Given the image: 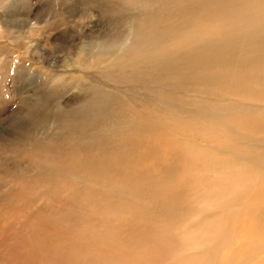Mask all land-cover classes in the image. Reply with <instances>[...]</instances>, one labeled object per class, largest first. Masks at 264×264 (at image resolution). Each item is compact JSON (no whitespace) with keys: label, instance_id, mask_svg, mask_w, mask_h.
Masks as SVG:
<instances>
[{"label":"bare ground","instance_id":"obj_1","mask_svg":"<svg viewBox=\"0 0 264 264\" xmlns=\"http://www.w3.org/2000/svg\"><path fill=\"white\" fill-rule=\"evenodd\" d=\"M100 1L101 4L96 3L106 2ZM164 2L176 6L173 0H127L140 12L135 15L136 19L148 18L151 23L132 31L115 50L108 52L105 50L109 48H105L96 58L93 55L89 60H85V56L81 58L84 65L91 62L89 66L98 69L104 65L107 80L123 79L120 83L127 84V91L137 94L134 101L127 98L126 92L120 104L110 105L112 98L115 100L121 95L115 98L112 93L115 89L107 91L109 83L83 82L84 85H76L82 96L70 100L78 103L77 107L53 104L51 100L31 109L30 115L38 128L44 130L52 123L58 129L52 136L37 141L30 137L29 142L36 152L30 157V168L24 171L28 182L24 183L23 179L22 190L17 191L16 187L12 193L4 195L8 203L28 213L22 222L28 223L29 228L26 227L27 233L16 231V236L20 235L14 238L18 240V248L7 253L1 249L0 264H264V216L253 218L254 213L249 209L250 205L253 207L254 196L264 203V184H260L254 194V182L244 174V169L248 168L241 162L232 161L234 165H229L231 160L226 159L225 151L210 134L219 131L232 138L231 132L241 126L245 137L252 141H245L244 135L242 140L261 148L254 154L257 160L262 157V161L264 113L260 110H264L263 95L249 98L255 103L243 108L247 112L236 104L226 106L225 112L219 106L201 103L196 98L195 106L201 104L198 111L194 110L197 124L189 119L175 121L193 130L200 143L215 147L219 154L205 151L201 145H198L201 149L194 146L193 136L190 142L181 144L178 133L173 135L176 129L171 119L175 113L173 101L177 100L179 90L188 92L187 88L205 87L203 91L210 94L225 87L226 73L214 71L213 67L234 62L243 66L253 58L264 57V0L254 4L253 0H179L175 10L159 11L160 3ZM187 3L197 5L198 10L194 9L197 18H181ZM216 5L218 18L203 25ZM167 16L180 19L168 25L163 20ZM31 30L35 33L33 28ZM237 53H242L243 57L236 59ZM259 85L264 87L261 72L249 76L246 82L231 84L226 94L239 95ZM142 87L153 91L150 96L154 104L138 94ZM166 87L174 93H163L161 89ZM214 96L218 95L214 93ZM218 97L225 98L221 93ZM187 103L192 104L190 100ZM191 123L195 128L189 125ZM201 123L210 126L225 123V127L208 131L198 128ZM161 132L163 135L154 136L152 141L151 135ZM251 149L247 147L238 153H250ZM220 168L233 170L239 176L218 179L216 173ZM263 169L262 166L261 179ZM22 175L25 177L24 173ZM212 180L218 186L211 184ZM204 182L208 191L203 206L210 207L211 211L215 208L221 214L226 209L229 213L225 218L212 213L210 223H206L209 228L200 235L198 231V234L192 232V237L181 235L168 240L166 232L152 234L153 229L147 225L148 220L153 222L155 217L152 212L147 213L148 204L141 203L144 200L154 203L163 213L174 209L177 212H172V216L177 217L189 207L186 203L177 205L175 198L166 201L160 194L178 193L179 197L181 194L185 197V193H196ZM213 191L222 194L212 197L209 194ZM129 208H134L138 214L139 220L135 223L142 221L147 225L131 221L133 224L128 226L124 223L112 228L108 221H99L97 228L94 220L97 221L98 216L105 218L112 211L119 213ZM236 213L241 218L240 229L232 226L231 218ZM92 247L97 249L95 261L89 256ZM124 252H130L131 257Z\"/></svg>","mask_w":264,"mask_h":264},{"label":"rangeland","instance_id":"obj_2","mask_svg":"<svg viewBox=\"0 0 264 264\" xmlns=\"http://www.w3.org/2000/svg\"><path fill=\"white\" fill-rule=\"evenodd\" d=\"M103 1L106 2H104L103 5H99L96 2L101 4L100 0H0V215L3 214L0 216V252H2V248L3 253H7L10 249L19 247L18 240L16 239H18L20 235L16 236L18 233H16V231L27 233L26 227H28V223L22 222V220L28 213L23 212V208L22 210H18L15 205L8 203L9 201L5 200L4 195L9 194V192L12 193L16 187L17 191H20V188L22 190L24 185L23 179H25L24 183L28 182L27 175L24 171L30 168L32 163L30 157L32 153L36 152V148L32 145L33 143L30 144L29 139L33 137L34 141H37L38 139L47 138L57 132L58 129V126H54L52 123L46 125L44 130L38 128L35 123H33L34 117L30 115L31 109L38 106L40 103L45 105L47 102H51V100L53 104L59 103L61 105H72L71 107L75 105L77 107L78 103L71 102L70 100L77 95L82 96L83 93H79L80 91L76 88V85H84L83 82H95V84H98L101 81V84L109 83L106 86V90L113 91L115 89L112 92L115 98L118 97V94L119 96L121 95L118 99L116 98L114 100L112 98L110 100V105L113 106L121 103L120 100L125 96L124 94L126 92L127 98L130 101H134L137 96L135 93L132 94L133 92H130V90L127 91V88H125L127 85L126 83H120L124 81L123 79L114 82L113 80L112 82L107 80L103 73L105 68L103 67L104 65H101V68L98 69L97 67L89 66L91 62L87 63V65L82 63L81 58L84 56L85 60H89L92 55L96 58L97 53L101 50L103 51L105 48H109L105 50L108 52L110 49L115 50L125 41L132 31L144 28L143 24L148 26L151 23V20L148 18L139 19L140 21L136 19L135 15H138L140 12L138 13L136 8H132L134 5L127 3V0ZM257 1L258 0H253V4ZM107 2H109L110 6ZM173 2L176 5L174 7L165 2L164 4L160 3L159 11L168 8H173L175 10L178 7L179 0H173ZM196 7L197 5L194 3H187L186 12L180 11L181 14H183L181 18H187L188 20H191L190 18L193 16L197 18L198 15L195 16V11L198 10ZM209 12L213 14L209 16V18L203 20V25H205L206 22L212 23L218 18V15H216L218 14L217 5L214 6V10ZM175 14H178V12H175ZM178 19H180V17L167 16L164 17L163 20L170 25L173 24V21H178ZM32 28L35 30V33L31 32ZM185 35L186 33L184 36ZM238 42L241 44V41ZM111 46L116 47L112 48ZM235 57L236 59L242 58L243 54L237 53ZM87 67H89V69ZM213 69L214 71L220 70L226 73L225 77H228V80L225 87L223 89L210 91V94L203 91L205 87L194 86L193 88H187V90H189L188 92L179 90V93L176 95L178 96L177 100L173 101L175 113H173L174 116L172 115L171 119L174 122L176 120L183 122L189 119L197 124L198 121L194 118V110L197 109L198 111L201 104L195 106V102H197L196 98L201 103L207 102L209 105L219 106L226 112L228 110L226 106L236 104V106H240L242 109L247 108L249 104L255 103V101L249 100L250 97L263 95L261 105L264 108V87H260V85L259 87L252 86L250 90L239 95L231 96L234 94H226L231 84L234 85L236 81L243 80L246 82L249 76H255L259 72L264 75V57H262V59L253 58L249 63L243 66L234 62V64H224L220 68L213 67ZM73 73H75V75ZM68 74L70 75L67 76ZM72 74L75 78L72 77ZM60 77L62 78L61 80ZM116 83L119 84L115 86ZM161 91L167 95L174 93L169 87L163 88ZM197 92H199V94H197ZM139 93L143 98H148V101L154 104V98L150 96L153 93L152 90L147 91L142 87L138 94ZM214 93L218 96L221 93L225 98L221 100L220 97H215ZM138 98L140 99L139 95ZM209 98H211L210 101L208 100ZM167 99L171 102L169 98ZM188 100H190L192 104H188ZM114 101L116 102L115 104H113ZM243 111L247 112L245 109H243ZM260 112L264 113V110H260ZM198 119L200 122L204 121L202 118ZM179 122H175L174 127L176 130H174L173 135L179 134H177V136L181 144L190 142L193 136L192 143L194 146L198 147V145H201L204 147L203 149L205 151L219 154V150L213 149L215 147L210 145L211 148H209L204 142L200 143L199 137L196 136V134L194 135V131L189 130L184 125L180 126ZM189 125L195 128L194 124L191 123ZM170 127L172 126L170 125ZM223 127H225V123H219L215 126H210L208 123H201L198 128L209 131L213 128L219 129ZM227 127L229 128V126ZM236 128L238 130L234 129L230 134L233 136L232 138L225 137L219 131H212L210 134L213 140L218 142L220 147L225 151L224 156L226 159L231 160L228 161L229 165H232L233 162H241L248 168L244 169V174L250 177L254 182H252V191H254L255 194L259 185L264 184V178L261 179L260 177L261 167L263 166L264 168V159L261 161V157L257 160L254 154V151L260 152L261 148H255V144L253 143L244 142L242 138L245 131L243 132L240 130L241 126ZM157 135H163V133H153L151 135L152 141L154 140L153 137ZM244 139L245 141H252L247 139L245 135ZM247 147L253 148L250 150V153H238V150L244 151ZM262 149L263 152L261 153L264 154V148ZM223 170L224 169L220 168V171L216 173L218 179L228 178L229 176H239L238 173H234L233 170ZM22 173H24L25 177L23 175L21 176ZM210 183L218 186L213 180L210 181ZM205 185L206 182H204V186L202 185V188L197 190L194 194L185 193V197L182 194L179 197L180 194L178 195V193L175 195H171L169 192V194H160L161 198L166 201H171L175 198L177 205L183 204L185 206L186 203V206L189 207L185 209L187 212L183 211L179 214L180 216L177 217L172 216L173 213L177 212L176 210L171 209V212L163 213L160 212L159 208H157L154 203L152 204L144 200L141 204L143 206L148 204L150 208L147 213H153L155 220L153 222L148 220V225L145 222L139 221L140 225L149 226L154 231L152 234L166 232L167 235L169 234V236L166 237L168 240H175L181 235L192 237L191 234H196L197 231L199 233H197L198 235L202 234V232L209 228L206 224L210 221L209 215L217 213L218 216L222 215L223 218H225L226 214L229 213L226 209L221 214L218 210H215V208L211 211L210 207L203 206L208 191ZM214 194L218 196L222 193L220 191L216 193L213 191L212 193L210 192L209 195L214 197ZM158 196L156 195V198L160 199ZM245 196L246 194L243 195V197ZM251 204L253 207L250 205L249 209L254 213L253 218L255 216L257 218L264 216V203L258 199V196H254ZM133 209L134 208H129L122 212L119 211V213L118 211H112L110 212L111 214L105 215L106 220L101 215L98 216V220H94V222H96L97 226L100 222L103 223L108 221L107 223L112 225V228L117 227L116 225L121 226L124 223L126 226L133 223L138 224L139 222H134L139 220V218L138 214ZM182 209L183 207L181 210ZM242 211L245 213V210ZM240 220L241 218L237 217L236 213V215L231 218L232 226L236 225V227L240 229ZM7 221H9V223H7ZM131 221H133V223H130ZM204 225L205 227H203ZM2 236L3 244L1 243ZM11 245L12 247L10 248ZM19 249H22V247ZM95 250L97 249L92 247L90 251L92 254H89V256H93L94 261L97 256V251ZM129 253L130 252H124L125 255ZM129 257H131V254H129Z\"/></svg>","mask_w":264,"mask_h":264}]
</instances>
